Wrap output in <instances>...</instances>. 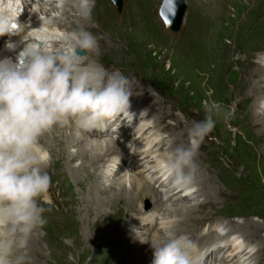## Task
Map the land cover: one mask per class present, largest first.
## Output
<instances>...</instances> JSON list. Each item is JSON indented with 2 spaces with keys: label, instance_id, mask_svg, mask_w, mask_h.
<instances>
[{
  "label": "rangeland",
  "instance_id": "rangeland-1",
  "mask_svg": "<svg viewBox=\"0 0 264 264\" xmlns=\"http://www.w3.org/2000/svg\"><path fill=\"white\" fill-rule=\"evenodd\" d=\"M184 1L186 3V12L182 27L179 31L173 32L166 27L165 22L159 13L162 0H124L125 4L122 13L118 12L112 0H101L105 8L103 23L107 25V28L101 29L102 31L99 30L100 32L95 31V34L90 31L98 41V55L94 54L93 58L98 59V61L109 71L118 69L121 73L127 76L131 81V88L136 85L134 87L136 90L132 92L131 101H135L139 107L145 111L144 114H146L148 118L145 123H151L153 125V130L151 129L144 135L140 132L137 139L136 135H134L135 140L133 141L131 140L133 137L130 136L132 134L130 133L132 129H129V126H124L123 124V127L125 128L123 138L121 130H119L120 132L117 130L118 133H120L119 136H121L118 138L120 139L119 144L121 148H124L125 145H128L127 140H129V143H134L135 141L136 143H143V139L153 141V138L156 137H158V139L165 138L168 140V144L164 146L160 143V148L163 149H158L155 147L156 144H153V159L155 161L156 158L163 153L172 151L177 146H180V141L184 142L185 139L188 140L187 132L192 122L194 120H202L205 117V110L203 107L204 101L214 100L234 110V115L229 121L225 122L222 119L216 120L214 130L205 138L200 146L199 154H197L196 157V163L198 164L197 180L194 185V190L196 192L191 195L192 197L188 199L189 201L187 199L180 200L181 202L178 201L179 203H196L200 200V202L204 201L205 204L203 203L204 205L196 210V212L193 213L194 215L192 214L188 217L182 215L177 218H183V221L181 222V230L183 232H186L189 227L193 228L195 225L201 223L205 225L206 221V223H210L216 219H221L224 223L229 222L232 224H238L240 225L237 226L238 228L246 229L247 225L250 223L253 224V226H249L251 229H255L256 226L259 227L258 232L254 231L252 233L254 234L252 236L257 238L254 237L250 240V238L247 239L244 236V238L248 240L243 239L245 243L250 244L255 249H253L249 256L241 257L242 260H240L239 264H242L244 261L249 262L251 259L252 262L250 264H262L264 260L258 263L255 258L258 255V251L261 250L262 243L264 242V137L261 136L262 134L260 135L261 129L253 124V100H247L245 96L249 92L246 78L250 77L247 71L252 68L253 56H257V52H263L262 54H264V31L259 32V29L262 26L261 23H264V16L261 14L264 13V0H245L246 2L243 0H231L229 3H226L223 0ZM232 1H234L233 6ZM95 3L96 0L93 2L92 13H95L93 9L96 8ZM235 4L237 5L235 6ZM52 5L53 3L45 7L49 10L47 16L59 17L61 13H59L57 8H54ZM193 6L194 8L197 7L200 9L203 6H208L209 9L212 10L214 7V13L218 22L217 30L208 42L212 53L210 55L207 53V55H209L205 59L207 65L201 69L188 68L187 57L183 58L181 52L175 51V46H177L176 41L184 40L183 37L185 34L183 33L185 31L186 23L192 16H194V13H191ZM237 8H241L243 12L240 13L241 10L239 12ZM67 9L66 12L70 14V21L74 20L76 17L72 14H75V11ZM27 10L28 9L24 7L23 11L25 13L23 15L25 16V21L40 9L35 13L30 11L27 12ZM140 10H142V13L147 19V23L142 31L137 30V24H134L132 27L129 23L132 19H136V13ZM245 10L248 12L246 13ZM249 12L253 14L252 17L248 14ZM61 16L64 15L61 14ZM80 19L82 22H78L76 27H83L87 31L90 30L93 23H91L90 20L84 21L85 19L82 17H80ZM221 22L223 24H221ZM54 24L55 22H52L49 25L54 26ZM56 27H60V29L58 31H52L54 34H50L52 37L50 40H54L57 35L63 31L72 29L69 28L68 25H59ZM22 30L23 29L21 28V31ZM229 35H233V37L230 38ZM180 49L184 50L182 44ZM194 51L196 52V50ZM239 56L242 57V60L238 63ZM256 60H258V58ZM215 63L217 64L215 65ZM198 65L199 64L197 63L196 66ZM215 73L216 75L218 74V77L215 76ZM244 74L246 75L244 76ZM221 76H224V78L222 79ZM209 79L211 80L209 81ZM222 81H224V83ZM139 93L141 94L139 95ZM143 93H147L149 97H143ZM140 97L145 100H142ZM263 100L261 99V102ZM143 102L144 106L142 105ZM147 103H149V105ZM229 104L232 107H230ZM142 109L136 110L141 113ZM162 113L165 114L167 118L166 121H161V119H164ZM160 127L161 129L158 130ZM88 135L89 137L92 136L90 134ZM106 137L107 136H105V138ZM148 140H146V144L149 142ZM142 143H139L138 145L140 146ZM164 143L166 144V142ZM150 146L151 144L149 142L147 147ZM49 149H53L56 152H59L60 149H62V152L60 154L55 153V155L58 156V160L50 159L51 165L47 169L50 176L53 175L54 183L52 181V185H54L51 186L46 194L49 203L46 205L44 204V207L50 208L51 210L44 213L47 220V223L44 226L50 227L51 235L54 228L56 229V232L54 233L55 237L53 242H49V240L46 241L49 242L48 245L39 240L41 243H39L40 245L37 249L41 250L42 255H40V253L38 255L43 257L42 259H46L44 261L45 263L42 262L41 264H51L52 261H57V259V264H125L124 262L131 249L125 247L126 240L123 237L124 235L121 236V234L126 230V227L124 226H128L131 211H128L126 214L123 213L127 212V210L122 211V213L118 215V219L108 225L99 221L100 219H96L95 224L92 223L91 228L90 226L88 227L90 229L89 231H91L92 227L96 228L97 234H95L97 240L86 242V230L84 231L85 226L79 221L80 212L78 211H80V208L77 207L80 204L73 208L68 207L69 202L67 198L72 190L78 187L75 185L73 188V186L68 183L67 177L63 174V172H68V169L65 166V162L62 161V159L59 160V158L63 156V150L65 147L58 144ZM84 151L85 150H83L82 153L80 151L78 155H82ZM128 151L129 155L125 160V164L127 168L130 167L133 169H124L119 172L117 177L124 176L125 174L122 175V173L127 171V175H134L141 179L143 184L146 182V176L153 178V176L147 172L148 169L146 168L137 171L138 168H141L138 163L145 157H142L138 153L133 156L134 153H130V148L125 150L124 155H126ZM47 155L49 157L48 151ZM133 159H135L136 162ZM132 160L135 163H133ZM85 161L86 160L78 159L75 164L82 167V164L85 163ZM137 161L139 162L137 163ZM143 165L141 166L143 167ZM152 165L154 164L152 163ZM208 166L209 169L212 167L211 170L215 171V177L212 178V183L210 181V186H213L212 188L216 189V191L213 192L214 195L212 194V196L206 197L205 194H201L202 196L200 197L199 193H202L200 189L203 187L201 185L206 186L208 183L206 181L209 177L205 171ZM89 168H91V163L89 164ZM99 172L101 173L103 170L99 169ZM81 176V173H79L78 178L80 179ZM201 179L202 182H200ZM151 185L154 184L151 183ZM79 186L82 192V195L80 193L79 196H83L84 199V202L81 203L82 206L83 204L89 205L93 203H89L94 195L89 193V187L88 190H85L83 182H81ZM106 188L109 189L112 187L107 186ZM51 189H53V191ZM95 191L96 190L93 189L92 193H95ZM99 192H101V190H98V193ZM197 194L199 199L196 201V198L193 196H196ZM163 196L166 198L167 194H164ZM135 198V201H133L135 206L137 205L141 207L142 210L149 215L154 204H156L155 200H152L151 197L144 196L143 198H139L137 195ZM125 205L126 203H122L117 206V208H122ZM159 213H163V210L157 212L156 217L160 216ZM135 218L138 219V216H135L133 220H136ZM170 219L172 218L170 217ZM153 221L152 223L150 222L148 226L144 224L145 227L141 228L136 224L137 221H132L131 228H134L135 226L134 230L138 234H146L145 232H147V234L149 233L147 238L148 240H151L157 234L162 235V231L159 228H155L157 222H162V219H155ZM164 224L166 223L164 222L163 225ZM128 227H130V224ZM234 231H236L237 234L240 232L237 229L235 230V228ZM37 232L40 235H44L45 229L43 227L39 228V230L37 229ZM186 235L189 236L187 233ZM191 241L196 246V242L194 240ZM151 249L152 247L147 249L150 257L146 264H152L153 253L151 252ZM25 251H27V249ZM123 253L126 257H124ZM261 253H263L264 257V248H262ZM32 254L33 253L28 254L26 264H34V261L37 260L36 256H31ZM42 259H40V261Z\"/></svg>",
  "mask_w": 264,
  "mask_h": 264
},
{
  "label": "clouds",
  "instance_id": "clouds-1",
  "mask_svg": "<svg viewBox=\"0 0 264 264\" xmlns=\"http://www.w3.org/2000/svg\"><path fill=\"white\" fill-rule=\"evenodd\" d=\"M67 2L56 0V6L62 8ZM93 2L71 0L85 20ZM23 9V0H0V36H21L22 27L44 31L43 25L32 29L19 21ZM21 37V42H28L23 60L0 61V264H26L30 237L47 223L44 213L51 209L44 204L49 203L46 194L52 181L41 138L57 126L73 125L77 136H82L107 131L117 118H135L130 111L131 81L93 58L98 55V41L91 32L77 27L54 40ZM6 47L15 50L18 45L10 39ZM203 107L204 119L194 120L188 129V144L156 158L159 177L169 188L187 191L195 185L201 144L217 119L227 122L234 115L233 109L214 100L204 101ZM260 108L264 109V101ZM151 246L152 264H201L187 235L165 229Z\"/></svg>",
  "mask_w": 264,
  "mask_h": 264
},
{
  "label": "bare ground",
  "instance_id": "bare-ground-1",
  "mask_svg": "<svg viewBox=\"0 0 264 264\" xmlns=\"http://www.w3.org/2000/svg\"><path fill=\"white\" fill-rule=\"evenodd\" d=\"M223 1L226 3H229L231 0H223ZM234 1H232V6L234 5ZM243 1H245V0H243ZM216 2H219V1H216ZM192 4H193V2H192ZM192 4H190V5H192ZM263 4H264V2H263ZM236 5L237 4H235V6ZM238 5H240V4H238ZM52 6L54 8L56 7L57 11L64 16H61V14L59 17L47 16L49 10H47L45 7L41 6L40 10L37 13H35L32 17H29L28 20H26V21L22 20L21 23H23V24L24 23H30L31 24L30 28H32V29H38L43 25L44 31L39 32V31H35V30H29V28H28L26 30L23 29L20 32V35L23 36V35L27 34L28 36L41 37L43 35V33H46L48 36V39L49 38L51 39L52 37L50 34L53 33L52 31H58L60 29V27H56V26L68 25L69 28L74 29V28H77L76 25L78 24V22H82L80 19V16H78V14L76 12V9L72 6L71 0H68V2L65 3L62 8H58L56 6V0H53ZM243 6H245V5H243ZM24 7H26V6H24ZM67 7H68V9H67ZM95 7L96 8H93L95 13L91 12L90 18L87 19V20H90L91 23H93V25H91V27H90V30H88V31L89 32L92 31L94 34H95V31L100 32L99 30L107 28V25L105 23H103L104 22L103 18L105 17V16H103L105 14V12H104L105 8H104V5L101 2V0H96ZM227 7H229V6H227ZM244 8H246V7H244ZM66 9L67 10L71 9L72 11H75V14H72V15H75V17H76L74 20L70 21V18H69L70 14L68 12H66ZM237 9L239 12L241 10L240 13L243 12L241 8L240 9L237 8ZM214 11H215L214 7L212 10V9H209L208 6H203L201 9L197 8V7L194 8V6H193L191 13H194V16H192L189 19V21L186 23L185 31L183 33V34H185L183 37L184 40L176 41L177 46H175V51L181 52L183 58L187 57V61H188V65H189L188 68L201 69V68H204L205 65H207L205 59H206V57H208L212 53V50L210 49L208 42L213 37L215 31L217 30V26H218V22H217ZM261 11H262V8H261ZM245 12H246V10H245ZM24 13L25 12L23 11L21 14V17H24V15H23ZM252 13H253V11H252ZM248 14L251 15V17L253 15L250 12ZM261 14L264 16V13H261ZM65 16H66V19H65ZM256 17H258V16H256ZM87 20H84V21H87ZM52 22H55L54 26L49 25ZM129 23H130V25H132V27L134 26V24H137V30L142 31L144 29V26L147 23V19H146V16H144V14L142 13V10H140L138 13H136V19H132ZM221 24H223V23L221 22ZM261 24H262V26L260 25L261 28L259 29V32L264 31V23H261ZM229 30H231V29H229ZM57 33H60V32H57ZM21 36H13V40L20 41L22 39ZM231 37H233V35L230 36V38ZM246 39H247V37H246ZM181 44L183 45L184 50L180 49ZM242 45H243V43H242ZM230 49H231V47H230ZM230 49H229V51H230ZM237 49H238V47H237ZM194 50H196V52ZM200 53H201V55H200ZM207 53L209 55H207ZM262 53L263 52H257L256 53L257 56L256 55L253 56V62H252L253 65L251 64L252 68L247 71L248 74L250 75V77H247L246 78L247 82H246V80H245V82L247 84V87L249 88V92H248V94H246L245 98L247 100H250V99L253 100V109H254V111H253V124H255L256 126H258L261 129L260 135L262 134L261 136L264 137V109L260 108L261 99L262 100L264 99V54H262ZM257 58H258V60H256ZM254 59H255V61H254ZM241 60H242V57L239 56L237 62L239 63V62H241ZM222 62H225V61H222ZM228 62H230V61H228ZM248 62H246V63H248ZM197 63L199 64L198 66H196ZM216 64L217 63H215V65ZM218 64H219V62H218ZM218 71H217V73H218ZM222 71H223V69H222ZM222 74H223V72H222ZM245 75L246 74H244V76ZM215 76L218 77V74L216 75V73H215ZM251 76H252V78H251ZM221 77H222V79L224 78V76H221ZM184 80H185V78H184ZM210 80L211 79H209V81ZM222 82L224 83V81H222ZM134 87L131 88L132 92L136 90V88H134ZM143 90H145V89H143ZM140 94L141 93H139V95ZM138 96H137V98H138ZM142 96L145 98L149 97V95L147 93H145V94L143 93ZM245 98H244V100H245ZM142 100H145V99H142ZM143 104H144V102L142 103V105ZM147 104L149 105V103H147ZM230 107H232V106L230 105ZM146 110H147V108H146ZM131 112H133L135 114V118H134V120H132L131 126H130L129 121L124 119V118H117V121H118L119 126H120L119 130H121V133H123L122 138H123L124 133H125V128L123 127V124H124V126H129V129H132L130 132L132 134L130 136L133 137L131 140L134 141L135 140L134 135H136V139H137L140 132L142 134V132L144 130H146L144 133V134H146L151 129H148L149 127H148L147 123H145L146 119H143L140 121L137 120V118L140 114L138 112V110L133 109V110H131ZM148 113H149V111H148ZM162 115L164 116V119H161L160 117H158V118L161 119V121L162 120L166 121L167 118H166L165 114L162 113ZM156 127H158V126H156ZM113 128H115V126ZM160 129H161V127L158 130H160ZM113 131H112V128L109 127L107 129V131H104V132H98L97 131V133L92 134L91 137H89V135L87 133L86 134L88 136L86 134H84L82 136H77L76 129L73 125H68V126H64V127L57 126L51 132L47 133L44 137H42L41 141H40V143L45 147L46 152L47 151L49 152V160L54 159L57 161L58 156H56L55 153L60 154L62 152V149H60L59 152H56L53 149L50 150L49 149L50 147H53V146L58 145V144L65 147V149L63 150V156L60 157L59 160L62 159V161L65 162V166L68 169V172H70V173L63 172V174L67 177L68 183L70 185H72L73 188L75 185L78 187V188H74V190H72L71 194L67 198L68 202H69L68 207L73 208L74 206L80 204L77 208H80V211H78V212H80L79 221L82 223L83 226H85L84 231L86 230V232H85L86 240L85 241L90 242V241L97 240L96 228L92 227L91 231H89L90 229L88 227V226H90V228H91L92 223L95 224L96 219L97 220L100 219L99 221H101L102 223H106L107 225L112 224L115 220L118 219V215L121 214L122 211L127 210V212H125L123 214H126V213H128V211H131L130 215H129V220H128L130 222V223L128 222V226L130 224V227L124 226V227H126V230L123 229L124 231L122 232L121 236L124 235L123 237L126 240V246L125 247L129 248L131 250L129 251L127 257L123 253L124 257H126V261L124 262L125 264H146L148 262V259L150 256H149V252L147 249L152 247L151 246V240H157L158 241L159 238L161 237V235L157 234L156 236H154V238H152L151 240H148L147 236L149 233L148 234H147V232H145L146 234L136 233V231L134 230L135 226H134V228H131L132 227L131 223H132V221H135V222L137 221L136 224H138L139 227L141 228V227H145L144 224H146V226H148L150 224V222L152 223V221L155 219H159V220L162 219V222L159 223V221H158L157 225L155 227L157 229L159 228L162 231V233L165 229H170V230L176 232L178 235L187 233L189 235L188 237L190 240L197 241L198 247L195 248V252L197 255H198L199 250H203L204 248H208L207 251L205 252V254H207L206 258L204 259V261L201 260V264H208L209 259H211V261L215 260L216 262L214 264H217V263L222 264V262L224 264H235V263L239 264L241 258H239L237 261H235V258H237V256L239 255V252H245V250L237 251V247L232 246V245H218L215 248H213L216 244H218L219 238L224 237V235L221 233L220 228L222 227V229H224V230L228 228V232L232 231L233 233L237 234V232L234 231V228H235V230L237 229L240 231V232H238L239 234H237V235L239 236V238L241 240L246 239V238L247 239L250 238V240H251L255 237V236H252V235H254L252 233L254 231L258 232L259 227L256 226L255 229H251V227H249V226H253V224L250 223L247 225L246 229L238 228L237 226H240L238 224H232L229 222L228 223L226 222L227 223L226 224L221 219H216L215 221H212L210 223L209 222L206 223L207 222L206 221L205 225H203V223H201V224L195 225L193 228H190L188 226L189 229L186 232H183L181 230V224H182L181 222L183 221V218L178 219L177 217L182 216V215L187 216V217L191 216L194 212H196V210L200 209V207H202L205 204L204 201L200 202V200H198V202H196V203H185V202L179 203V202H181L180 200L190 199L192 197V196H190V193H188V194L185 193L183 195H180L182 190L177 191V192H173V189L169 188V187L167 189V192H162L161 189H159L158 187L155 186V184L153 183L152 177L146 176V182L144 184H143L141 179L135 177L134 175L125 174L124 176L117 177V175L119 174L120 171H122L124 169H129V168H127V166L125 164V160H126L127 156L129 155V151H128V153H126V155H124L125 150L128 148L131 149V148H133V146H137L139 143H142V142L136 143V141H135L134 143H132L131 146L125 145L124 148H121V146L119 144L120 139H118L121 137V136H119L120 133H118L117 130H115L114 132ZM110 132H113V134H115V136H117V137H114L113 134H110ZM105 134H107V135H105ZM105 136H107V137L105 138ZM148 141L150 142V144L153 143V141H150V140H148ZM167 141L168 140L163 138L158 143V145H160V143H161L162 145L165 146L168 144ZM164 142H166V144ZM127 144H129V143H127ZM179 144L186 146L188 144V140L185 139L184 142L180 141ZM83 150H85L84 153L82 155H78L80 153V151L82 153ZM135 155L136 154H134L133 156H135ZM78 159L86 160L85 163L82 164V167H79L78 165L75 164V162ZM90 163H91V168H89ZM50 165H51V162H50ZM210 168L212 169V167H210ZM99 169H102L103 172L100 173ZM146 169H148V168H146ZM211 169H209V166H208L207 167L208 171L205 170L207 172L209 178H207L206 182H208V183L206 186L201 185V186H203L202 189H200V191L202 193H199L200 191L197 190V191H199L197 193L200 194V197L202 196L201 194H205L206 197L212 196V194L214 195L213 192L216 191V189L212 188L213 186L212 187L210 186V184L212 183V178L215 177V175H214L215 171H212ZM79 173H81V175H82L80 177V179L78 178ZM201 178H202V176H201ZM51 181H53V183H54L53 175L51 176ZM210 181H211V183H210ZM81 182H83L85 190H88V187H89V190H90L89 193L91 195L94 194L92 197L93 199L91 201H89V203H91V202H93V203H91L89 205L83 204V206H82V204H81L84 202L83 196L82 197L79 196L80 193L82 195L81 188L79 186ZM200 182H202V179L200 180ZM151 183L154 185H151ZM200 184H202V183H200ZM160 185L165 186V184L162 182ZM107 186H110L112 188L108 189V188H106ZM93 189L96 190L95 193H92ZM192 189H194V186L192 188H190L189 190L192 192ZM51 190L53 191V189H51ZM98 190L99 191L101 190V192L98 193ZM163 193L167 194L166 198H165V196H163L164 195ZM136 195L139 196V198H141V197L143 198V196H144V197H151L152 200H155L156 204H154V207H153L152 211H150L151 213L149 215H147L142 210L141 207H139L137 205L135 206V204L133 203V201L136 200V198H135ZM50 196H51V194H50ZM88 196H89V194H88ZM89 197L91 198V196H89ZM193 197L196 198V201H197V199H199L198 194L196 196H193ZM57 198H59V197H57ZM134 198H135V200H134ZM49 200H52V199H49ZM165 201H167L168 203ZM176 201H177V203H176ZM57 202H55V203H57ZM122 203H126V205L122 208H117V206L121 205ZM161 210H163V213H159L160 216L156 217L157 212H161ZM75 214H76V211H75ZM135 216H138V219L135 218L136 220H133V218ZM170 217L172 219H170ZM164 222L166 224L163 225ZM81 223H80V225H81ZM120 223H121V221H120ZM72 224H74V223H72ZM43 228L45 229L44 235H40L37 232V230H35L34 233L32 234V236L30 237L29 243L27 246V251H26L27 256L30 253L37 254V255H33V254L31 255V256L37 257V260L34 261V264H41L42 262H44L46 260V259H42L43 257L40 256V255H42L41 250L37 249L40 245L39 243H41L39 240H41L42 242H44L48 245L49 242H53V239L55 237V234H54L56 232L55 228L52 231V235H51V229L49 226H43ZM79 228H81V227H79ZM218 229H219V231H218ZM244 236L246 238H244ZM255 238H257V237H255ZM48 240H49V242H46ZM142 240H144V242H142ZM214 240H217L215 242V244L206 245L207 243L214 241ZM122 245H123V242H122ZM108 247H110V246H108ZM252 248H253V246H252ZM262 248H264V242L262 243L261 250L260 251L257 250L258 255L256 256L255 259L258 263H260L264 260L263 253H261ZM253 249H255V248H253ZM112 250H111V253H112ZM153 251L154 250L152 248L151 252L153 253ZM219 252H224V255L221 257L222 261L218 260ZM39 253H40V255H38ZM260 253H261V255H260ZM115 254H116V252H115ZM246 254H245V256H246ZM64 256H65V254H64ZM54 258H55V256H54ZM58 258H59V256H58ZM40 259H42V260L40 261ZM118 259H119V257H118ZM57 261H58V259H57ZM57 261H52V263L51 262L50 263L51 264H57L58 263ZM251 262H252V259L245 264H250ZM262 264H264V261L262 262Z\"/></svg>",
  "mask_w": 264,
  "mask_h": 264
},
{
  "label": "water",
  "instance_id": "water-1",
  "mask_svg": "<svg viewBox=\"0 0 264 264\" xmlns=\"http://www.w3.org/2000/svg\"><path fill=\"white\" fill-rule=\"evenodd\" d=\"M115 7L117 8L119 13H122L124 10V0H112ZM166 0H162V4L159 9V13L161 15V10H166ZM173 13H168V19L170 20V23H165L166 27L173 32H177L181 29L183 24V19L185 17L186 12V3L184 0H174V8ZM162 17V16H161ZM164 20V17H162ZM165 22V20H164Z\"/></svg>",
  "mask_w": 264,
  "mask_h": 264
},
{
  "label": "snow or ice",
  "instance_id": "snow-or-ice-1",
  "mask_svg": "<svg viewBox=\"0 0 264 264\" xmlns=\"http://www.w3.org/2000/svg\"><path fill=\"white\" fill-rule=\"evenodd\" d=\"M166 6V10H161V16L164 17L165 23L167 24L170 23V20L168 19V13L174 14V0H166ZM233 239H235V237H233ZM249 251H252V249H249Z\"/></svg>",
  "mask_w": 264,
  "mask_h": 264
}]
</instances>
